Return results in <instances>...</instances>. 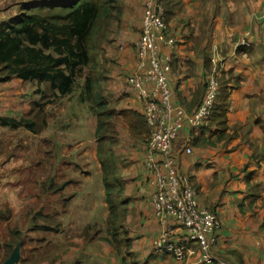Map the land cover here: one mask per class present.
<instances>
[{
	"label": "crops",
	"instance_id": "obj_1",
	"mask_svg": "<svg viewBox=\"0 0 264 264\" xmlns=\"http://www.w3.org/2000/svg\"><path fill=\"white\" fill-rule=\"evenodd\" d=\"M30 1L0 0V25ZM164 5L175 38L163 50L172 59L168 76L173 102L193 111L202 100L206 76L215 67L221 71L220 96L226 87L229 91L224 136L219 138L216 109L209 128L195 130L186 125L174 143L176 165L193 178L201 206L215 212L223 223L215 256L226 264H264V0H165ZM121 6L122 14L111 25L101 54L106 70L103 93L118 120V140L111 157L121 172L120 201L128 228L120 240L127 239L130 246L123 250L121 244L119 253L104 238L88 239L80 234L73 238L68 255L77 253L79 264H195L192 258L181 262L153 249L162 225L151 203L154 187L147 166L151 154L146 146L148 127L141 112L143 99L127 86L137 70L136 43L144 0H125ZM245 41L251 45H244ZM24 93L12 92L11 96L17 101ZM187 147L192 153L185 151ZM95 159L101 165L97 152ZM14 166L12 162L6 174V203L18 214L24 203L16 183L26 166L20 170ZM168 223L175 225L172 220Z\"/></svg>",
	"mask_w": 264,
	"mask_h": 264
},
{
	"label": "rangeland",
	"instance_id": "obj_2",
	"mask_svg": "<svg viewBox=\"0 0 264 264\" xmlns=\"http://www.w3.org/2000/svg\"><path fill=\"white\" fill-rule=\"evenodd\" d=\"M108 30L93 51L103 77L106 70L101 47L108 39ZM38 87L36 82L15 79L0 84L4 98L0 99V118L9 116L18 121L26 116L33 102H41L43 94L37 91ZM78 91L46 105L43 115L46 124L39 131L2 125L0 121V264L11 255L7 257L8 243L17 237L20 240L14 248L21 246V260L17 264H79L77 253L68 255L74 237L88 233L95 239L113 238L108 233L111 224L104 171L95 159L99 144L97 118L91 105L80 101ZM12 92L25 93L14 101ZM114 122L116 128L118 120ZM115 133L116 142H106L112 156L118 140L117 129ZM12 162L18 170L26 166L25 171L18 173L16 183L21 186L24 203L18 214L6 203V174ZM120 174L115 167L110 180L118 208V234L125 238L128 228L120 201L123 198ZM121 244L123 250H128L126 243Z\"/></svg>",
	"mask_w": 264,
	"mask_h": 264
},
{
	"label": "trees",
	"instance_id": "obj_3",
	"mask_svg": "<svg viewBox=\"0 0 264 264\" xmlns=\"http://www.w3.org/2000/svg\"><path fill=\"white\" fill-rule=\"evenodd\" d=\"M121 14L122 6L118 0H32L22 3L18 14L0 25V83L15 78L36 82L39 85L37 91L43 94L41 102H33L26 116L18 121L9 116L1 117L2 125L39 131L46 124L43 118L46 105L79 89L80 101L89 103L97 118L98 157L104 171L111 224L108 233L113 236L112 239H104L112 243L119 253L122 241L118 234L117 203L110 180L116 166L111 148L106 146L108 140L116 142L114 120L117 118L103 93L105 77L93 51L111 23ZM223 92L214 108L222 134L219 138L228 130V88ZM85 235L93 238L88 233ZM19 240L17 237L8 243L7 257ZM124 243L129 249V241L125 239Z\"/></svg>",
	"mask_w": 264,
	"mask_h": 264
},
{
	"label": "built area",
	"instance_id": "obj_4",
	"mask_svg": "<svg viewBox=\"0 0 264 264\" xmlns=\"http://www.w3.org/2000/svg\"><path fill=\"white\" fill-rule=\"evenodd\" d=\"M164 1L144 0L136 43L137 70L127 82L128 88L137 90L143 99L141 112L148 127L146 146L151 154L147 166L154 187L151 203L162 225L153 249L181 262L192 258L195 264H226L214 254L223 223L215 212L201 206L193 178L179 170L173 156L174 143L186 125L195 130L210 127L220 95L221 71L215 67L207 74L202 100L193 111L173 102L168 76L172 59L163 50L172 46L175 38L170 33ZM244 45L251 44L245 41ZM185 151L190 154L192 148ZM156 154L162 159L157 160ZM170 220L174 226L168 223Z\"/></svg>",
	"mask_w": 264,
	"mask_h": 264
},
{
	"label": "water",
	"instance_id": "obj_5",
	"mask_svg": "<svg viewBox=\"0 0 264 264\" xmlns=\"http://www.w3.org/2000/svg\"><path fill=\"white\" fill-rule=\"evenodd\" d=\"M21 246L17 245L3 264H17L21 260Z\"/></svg>",
	"mask_w": 264,
	"mask_h": 264
}]
</instances>
